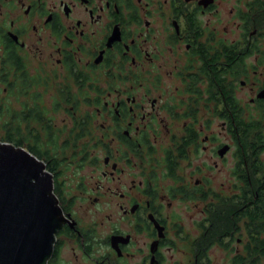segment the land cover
Returning <instances> with one entry per match:
<instances>
[{
  "label": "flooded vegetation",
  "instance_id": "flooded-vegetation-1",
  "mask_svg": "<svg viewBox=\"0 0 264 264\" xmlns=\"http://www.w3.org/2000/svg\"><path fill=\"white\" fill-rule=\"evenodd\" d=\"M0 65L46 264H264V0H0Z\"/></svg>",
  "mask_w": 264,
  "mask_h": 264
},
{
  "label": "water",
  "instance_id": "water-1",
  "mask_svg": "<svg viewBox=\"0 0 264 264\" xmlns=\"http://www.w3.org/2000/svg\"><path fill=\"white\" fill-rule=\"evenodd\" d=\"M45 164L0 142V264H46L64 218Z\"/></svg>",
  "mask_w": 264,
  "mask_h": 264
},
{
  "label": "rangeland",
  "instance_id": "rangeland-1",
  "mask_svg": "<svg viewBox=\"0 0 264 264\" xmlns=\"http://www.w3.org/2000/svg\"><path fill=\"white\" fill-rule=\"evenodd\" d=\"M1 69H2V67L0 65V72H1ZM53 86L54 85L51 84V85H49V87H46V88L41 87L40 88V91L43 93V99H44L43 102L44 101L45 102H49V101L52 100V94H53V91L55 89ZM5 87H6L5 85H2L0 83V142H2V143H6L4 141V138L6 137L7 132H9V129L10 130L13 129L9 133V135L11 137L16 135L15 127H17V126H18V128H20L19 134L24 136V132H25V129H26V124H27V123L23 122V120H21L19 118H17V121L15 122L14 125L12 124V122H11L12 113H15V114L19 113L21 115V113H20V109L21 108L20 107L22 105V101L24 100V98L20 97V96H19V98H15L14 96H11L8 93L5 94V92H3V89ZM78 111H79V114H81L83 110L79 109ZM57 117L58 118L55 121H52V122L50 121L48 124H50L51 127L56 128V130H59V129L63 130V133L59 134V141L58 142L61 143L64 140L63 136H61V135H64V132L67 131L65 129L70 128V124L61 123L62 114H58ZM22 148H24V146H22ZM57 160L60 163H62L61 168L65 172L64 168H65V166L67 164L66 159H65V154L58 156ZM62 160H63V162H62ZM68 249L69 248H67V250ZM66 256H67V258H70L69 257L70 256V252L66 251Z\"/></svg>",
  "mask_w": 264,
  "mask_h": 264
},
{
  "label": "trees",
  "instance_id": "trees-1",
  "mask_svg": "<svg viewBox=\"0 0 264 264\" xmlns=\"http://www.w3.org/2000/svg\"><path fill=\"white\" fill-rule=\"evenodd\" d=\"M11 130H13V129H11ZM11 130L9 129V132H7L6 137L4 138V141L6 143H9V144L14 145L15 147H22L23 139H22V135L19 134L20 128H18V126L15 127L16 135H14L13 137H11L9 135V133H10ZM29 153H31L38 160H42L41 156L38 153H35V152H29Z\"/></svg>",
  "mask_w": 264,
  "mask_h": 264
},
{
  "label": "bare ground",
  "instance_id": "bare-ground-1",
  "mask_svg": "<svg viewBox=\"0 0 264 264\" xmlns=\"http://www.w3.org/2000/svg\"><path fill=\"white\" fill-rule=\"evenodd\" d=\"M53 193V192H52Z\"/></svg>",
  "mask_w": 264,
  "mask_h": 264
}]
</instances>
